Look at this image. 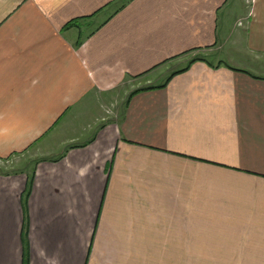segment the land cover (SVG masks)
<instances>
[{
  "label": "crops",
  "instance_id": "1",
  "mask_svg": "<svg viewBox=\"0 0 264 264\" xmlns=\"http://www.w3.org/2000/svg\"><path fill=\"white\" fill-rule=\"evenodd\" d=\"M243 45L264 0H0V264H264Z\"/></svg>",
  "mask_w": 264,
  "mask_h": 264
},
{
  "label": "rangeland",
  "instance_id": "2",
  "mask_svg": "<svg viewBox=\"0 0 264 264\" xmlns=\"http://www.w3.org/2000/svg\"><path fill=\"white\" fill-rule=\"evenodd\" d=\"M244 46L245 45H243V53H242V51L238 52V53H232L231 56H227V58H226L225 52H221L220 57H222L223 60L227 59V61L230 62L231 64L241 65V64L245 63L243 65H245L244 67H249V68H247V69H249V71H251L253 73H259V74L264 75V54L259 56V55H256V53H250V52L245 50L246 48ZM256 62L260 63L261 65L256 66V68H252L249 66V65L254 64ZM246 63H247V66H246ZM256 71H258V72H256ZM90 111L93 112L91 109H90ZM88 117H89V113L87 111V116L80 118L79 121L81 123L78 122L79 126L77 125L75 127L76 130H79L81 132L69 133L68 130L65 132V130L61 129L57 133L56 138L52 141L55 142V140L58 139V142H59L61 139H63L64 135L67 137H69V136L70 137H76L78 139L79 138L85 139L86 137H89L92 133V132H90V125H92L91 120H92L93 116L89 117L90 120H87ZM85 120H87V122H85ZM86 123H89V124H86ZM86 125H89V127H86ZM56 143H57V141H56ZM43 153H45V152H43V151L37 152L36 150H34V152H27L26 151L25 153H23L22 156H20V159H18L19 160L18 162L15 161L16 159H14L13 163L12 164L10 163L11 165H9V168H11L12 170L17 169V168H26L27 169L31 165L32 160L35 159V156L42 155ZM10 161L12 162V160H10Z\"/></svg>",
  "mask_w": 264,
  "mask_h": 264
}]
</instances>
